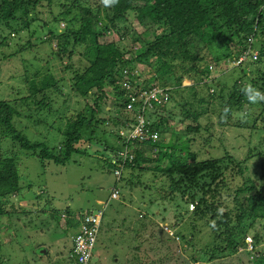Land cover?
<instances>
[{
  "label": "trees",
  "instance_id": "obj_1",
  "mask_svg": "<svg viewBox=\"0 0 264 264\" xmlns=\"http://www.w3.org/2000/svg\"><path fill=\"white\" fill-rule=\"evenodd\" d=\"M44 1L0 0V23L11 28V36L26 29L28 42L26 45L23 44L22 49L33 45L30 43L32 35L40 34V43L49 46L47 56L52 59L56 66L55 70L59 69L60 73L59 77L52 76L53 83L45 85H54V90L60 94L63 88L59 85V81L61 77L64 80V76L66 80L73 82L70 85L72 90L84 98H87L89 92L94 89L96 100L101 101L108 94L106 88H112L114 94L122 99L118 105L124 110L123 116L116 115L115 118L119 130L125 125L123 124L125 119L132 118L131 122L136 123L139 115H144L145 129L147 128L150 133L158 131L160 138L165 133L170 136L174 126L169 124V120L166 116H161L162 112H160V110H168V103L159 104L151 101L144 104L142 100H138L134 102L132 111L125 109L134 91L138 95L141 90L150 89L151 82L154 81L163 87H168L167 91L172 99L177 95L172 94V89H192L190 97H184L181 94L174 99H177L178 105H181L187 115H191L194 119H199V114L204 115L209 111L208 109L198 112L187 107L194 100L197 89H202L198 84L206 86L211 96H217L218 89H221L222 93L226 94V96L220 95L224 99L221 102L222 106L219 103L212 109L218 113V123L221 126L226 117L232 116L235 112L244 113L243 109L248 110L256 105L247 100L242 88L251 85L264 93V0H119L117 4L110 7H105L101 0H47L48 5L52 2L59 3L61 10L54 19L39 20L44 13ZM130 13L134 14L144 28V31L138 33L135 38L136 42L139 41L145 45V49L136 55L133 54V49L122 47L120 44V41L131 32H136L131 27L127 32L121 33L118 26L119 20L123 19L126 22L129 20ZM35 22L38 24L33 28ZM55 23L58 24L57 27ZM47 25L48 36L44 37V34L38 33V30ZM150 32L154 33L153 40L145 41L143 34ZM116 35L118 40L115 39ZM0 37L1 48L7 38L1 35ZM54 40L57 41L59 50L50 49L53 47ZM254 45H258L260 50L257 59L254 54L249 53V48H253ZM127 52H130L131 57L125 58ZM242 53L245 54L246 59L237 69L241 68L243 77L233 84L229 83L230 87L215 90L214 85H221V82L227 81L221 80L220 83L214 84L212 80H207L211 64H219L221 61L239 57ZM76 54L81 59L89 61V64L80 65L78 70H73L75 75L72 80L66 74L70 64H64L63 60L67 58L72 62ZM137 64L146 66L147 72L146 69L139 68ZM149 67L151 70L148 69ZM156 67L157 70H155ZM55 75L58 74L55 73ZM185 78L194 80V84L184 86ZM212 86L214 89L211 91ZM51 99V103L43 99L40 101L41 104L38 105L42 107L40 112H44L45 107L56 105V100ZM260 104L263 107L258 115H263L264 101ZM16 110L10 100H0V143L5 144L7 148L0 152V215L8 212L6 207L10 201H5L7 197L14 195L21 205L26 202L21 201V198L17 199L22 195L23 189L18 170L20 147L34 155L38 154L42 160L65 164L73 152L80 150L78 145L81 140H88L84 132L92 128L96 122H100V116L97 118L98 111L87 105L83 112H79L77 117L73 116V119L68 122L64 140L59 147H56L40 141L35 142L29 138L24 132L25 128L18 126L19 118L23 115ZM48 112L52 113L54 110L51 109ZM250 115L254 116L252 112ZM171 123H173L172 120ZM253 124L252 122L246 126L256 128L257 126L254 127ZM240 125L245 127L244 123ZM211 126L213 122L207 124V128ZM199 127L201 124L184 125V128L177 131L176 143L166 148H159L160 152L155 158L145 156L144 151L135 149L134 160L127 164L134 166L133 168L150 169L141 166L142 163L157 160L158 164L155 167L161 171L167 183V187L165 184L161 187V193H159L161 197H174L177 194L185 197L188 194L192 201L198 200L193 210L196 221L208 219L210 223H213L212 228L218 235L216 238L221 241H217V246L214 244L207 247L199 256H192V260L201 261L200 264H210L211 261L220 257V253L229 251L232 254L244 249L251 256L254 264H264V235L256 229L257 222L264 219V194L261 191L252 193L257 187V182L248 177L233 189V208L223 203L221 194L222 187L229 185L226 181L236 168L238 170L247 168L245 162L254 156L251 154L253 149H250L243 159H238L232 152L228 153L224 147L223 156L213 155V157L197 160L196 152L188 148V140L181 137L186 135L189 129H199ZM240 129L244 130V128ZM118 138L123 148L128 146L133 149L140 145L156 147L163 141H154L148 137L145 140L137 139L132 143L121 133L118 134ZM94 140H99L104 150L112 148L109 155L110 163L116 167L117 180H121L124 170L121 160L117 159L113 162L112 158L114 153L123 150L117 148L116 144L110 143L104 136ZM166 160L167 166L164 165ZM117 170L119 174L116 173ZM261 186L263 187V184ZM114 192L118 193L120 198L119 189L114 188L111 197ZM107 204L108 202L104 205V209H100L104 214ZM63 210L60 216L65 217L64 220L69 228L82 224L85 214H89L94 209L76 210L75 215H72L69 207ZM250 234H252L255 251L247 249L246 238Z\"/></svg>",
  "mask_w": 264,
  "mask_h": 264
},
{
  "label": "rangeland",
  "instance_id": "obj_2",
  "mask_svg": "<svg viewBox=\"0 0 264 264\" xmlns=\"http://www.w3.org/2000/svg\"><path fill=\"white\" fill-rule=\"evenodd\" d=\"M44 4V13L39 20L54 19L59 14L61 5L57 2L48 5L47 0ZM37 24L38 22H35L33 28L37 27ZM55 26L58 24L55 23ZM118 26L121 33L127 32L131 27L136 30L120 41L122 47L133 49L134 55L145 49V45L136 42L135 36L142 33L144 28L133 13L129 14L127 22L119 20ZM10 31L11 28L0 23V35L7 38L0 48V100H10L16 111L23 115L19 118L18 126L25 128L24 132L28 137L35 142L59 147L64 140L68 122L73 116L77 117L79 112H83L87 105L98 111L97 118L100 116V122H96L97 126L94 124L84 132L88 140H81L78 145L80 150L73 152L65 164L42 160L38 154L34 155L22 147L19 148L18 170L23 189L22 195L17 199L21 198V201L26 202L21 205L14 195L5 199L10 203L6 207L8 212L0 215V264H76L70 257V249L73 245L72 235L77 229L75 226L67 227L65 217L60 216L61 211L66 207L71 209L72 215L76 214V210L82 209L97 211L104 209L108 201L91 264H200L201 261H194L191 257L199 256L211 245L217 246V241L221 240L216 238L218 235L212 228L213 223L208 219L196 221L193 210L198 200L192 201L188 194L185 197L180 194L161 197V187L163 184L167 187V183L161 171L155 167L157 160L142 163L141 166L150 169L133 168L134 166L125 162L123 178L118 181L115 176L116 167L110 163L112 148L92 151L91 146L89 147L94 143V139L104 136L110 143L116 144L117 148L125 149L118 138L119 129L115 122L116 115H124L123 108L118 105L122 100L120 96H116L112 88L108 87L106 90L109 95L101 101L96 100L94 89L84 98L72 90L70 85L73 82L66 80L65 76L64 80L61 77L59 81L63 88L60 94L54 90V85H45L53 83L52 76L59 77L60 73L58 68L55 70L52 59L47 56L49 46L40 43V34L32 35L30 43L33 45L22 49L23 44L28 42L26 29L16 32L13 36ZM47 32L48 25L38 30L44 37L48 36ZM143 36L145 41L153 40L154 33H144ZM115 39L118 40L117 35ZM54 41L50 49L59 50L57 41ZM127 57H131L130 52L125 54V58ZM63 63L70 64L66 74L73 80V70H78L80 65L87 66L89 61L76 54L72 62L64 58ZM228 64L233 63L229 60L221 61L219 69H210L208 73V76H213L214 84L221 80L227 81L221 82L218 88L230 87L229 83L233 84L243 77L241 68L229 69ZM137 66L142 70L147 68L142 64ZM148 69L151 70L150 67ZM216 73L221 75V78L215 77ZM192 84L194 80L185 78L183 81L184 86ZM198 86L202 89H197L194 100L187 107L198 112L208 109L209 111L204 115L199 114V119L187 115L186 110H183L174 98L181 94L190 97L192 89H172V94L177 95L169 102L168 110L162 111L169 124L174 126L170 136L168 133L161 135L160 140L163 141L156 147L140 145L134 147V150L140 149L144 151L145 156L155 158L160 152L159 148L176 143L177 131L184 128V125L199 124V129H189L188 133L181 137L188 140V148L196 152L197 160L213 155L223 156L224 147L228 153L232 152L238 159H243L249 150L253 149L251 154L254 156L245 162L247 168H236L226 181L229 185L221 189L223 203L233 208V189L248 177L257 182V187L252 193L261 191L264 194V114L258 115L262 112L263 105L259 102L248 110L243 109L244 113L235 112L226 117L221 126L218 123V113L212 109L219 103L221 105L224 99L220 95L226 94L215 87V90L218 89L217 96H211L206 86ZM212 89L213 86L211 91ZM51 98L56 100V105L45 107L44 112H40V101L43 99L51 103ZM51 109L54 112L49 113ZM210 122H213V126L207 128ZM252 122L256 128L246 126ZM240 123H244L245 127ZM96 142L102 145L99 140ZM4 149H7L5 144L0 143V152ZM257 153L258 156H255ZM167 163L166 160L164 165L167 166ZM114 188L119 189L120 198L112 200L110 197ZM256 229L264 235V219L257 222ZM249 237L248 241L253 240L252 234ZM253 248L254 242L249 241L248 249ZM250 257L243 249L232 254L226 251L220 253V257L210 264H254Z\"/></svg>",
  "mask_w": 264,
  "mask_h": 264
},
{
  "label": "built area",
  "instance_id": "obj_3",
  "mask_svg": "<svg viewBox=\"0 0 264 264\" xmlns=\"http://www.w3.org/2000/svg\"><path fill=\"white\" fill-rule=\"evenodd\" d=\"M169 99V93L159 87H151L148 90H141L138 95L134 91L132 93L129 103L126 105L127 110L132 111L134 108V102L142 100L144 104L151 101H156L157 103H163ZM131 119L124 120L123 127L120 128L119 133L124 135V137L132 143L136 142L137 139L145 140L151 137L154 141L159 138V132L154 131L150 133L148 129L144 128L146 123L144 115H139L138 122H131ZM129 126V127H127ZM113 162L117 159L121 160L122 167L127 161H133L135 154L132 148L126 146L123 151L113 154ZM119 174V171H116ZM113 196H117V193H113ZM104 212L103 210L91 211L89 214H85L84 221L79 225L77 233L73 237L74 250L71 254L77 260V264H90L93 257V251L96 246L97 238L102 225Z\"/></svg>",
  "mask_w": 264,
  "mask_h": 264
},
{
  "label": "clouds",
  "instance_id": "obj_4",
  "mask_svg": "<svg viewBox=\"0 0 264 264\" xmlns=\"http://www.w3.org/2000/svg\"><path fill=\"white\" fill-rule=\"evenodd\" d=\"M99 1V0H98ZM101 2H102V4L105 6V7H110V6H113V5H115V4H117L118 2H119V0H101ZM258 46V45H257ZM257 46H253V48H249V53L250 54H254V56H255V59H257V57H258V55H259V47H257ZM246 59V56H245V54L243 55V53L242 54H240V56L239 57H234V58H232V59H230L229 61H231L233 64H228L229 65V69H232V68H238L239 67V65L244 61ZM219 67H220V65L219 64H211V66H210V69H219ZM213 70V71H214ZM213 76H210L209 75V77L207 78V80L208 81H211L210 79L212 78ZM215 77H218V78H221V75H218L217 73L215 74ZM189 79V78H188ZM214 80V78H212V81ZM221 82V81H220ZM219 82V83H220ZM217 83V82H216ZM215 83V84H216ZM151 84H152V86L153 87H159V88H162V89H165L166 91H167V89H169L168 87H163V86H161V85H159L156 81H154V82H151ZM215 87H219V85H214ZM243 92H244V94H245V96H246V98H247V100L250 102V103H253V104H255V103H259V102H261V101H264V93H261L259 90H257V89H255V88H253L251 85H246L244 88H242L241 89ZM168 92V91H167ZM172 100V97H170V94H169V99L167 100V101H164L162 104H165V103H168L169 104V102ZM161 104V103H160ZM163 110H160V112H162ZM161 116H164L163 114L161 115ZM123 122V121H122ZM158 140H160V134H159V138L156 140V141H158ZM92 145L93 146H95V147H98V148H101V147H104L103 146V144L101 145L100 143H97L96 142V140L94 141V143L92 142L90 145H89V147L91 146V149L93 148L92 147ZM101 149H103V148H101ZM94 150H96V149H94ZM92 151H93V149H92ZM132 151L134 152L135 150L132 148ZM134 154H135V152H134ZM156 157V156H155ZM135 158V157H134ZM113 159V158H112ZM134 160V159H133ZM128 162H132V161H127V163ZM125 168V165L123 166V169ZM114 193H116V192H114ZM116 198H118V193H117V196H113V194H112V197H110V199H116ZM109 202V201H108ZM78 227L79 226H76V229H77V231H78ZM77 233V232H76ZM75 233V234H76ZM74 234V235H75ZM74 235H72V240H73V237H74ZM247 238H250V237H247ZM247 238H246V241H247V249H248V244H249V241L252 243V240H247ZM97 240H98V238H97ZM97 243V242H96ZM73 250H74V242H73V245H72V248L70 249V257H72L71 256V254L73 253ZM244 250V249H243ZM251 251H255V248H253ZM94 252V251H93ZM93 255H94V253H93ZM74 260H75V262H76V264H77V260L74 258V257H72ZM93 258V257H92ZM91 261H92V259H91ZM91 264V263H90Z\"/></svg>",
  "mask_w": 264,
  "mask_h": 264
},
{
  "label": "water",
  "instance_id": "obj_5",
  "mask_svg": "<svg viewBox=\"0 0 264 264\" xmlns=\"http://www.w3.org/2000/svg\"><path fill=\"white\" fill-rule=\"evenodd\" d=\"M92 149H93V150H94V149L98 150V149H101V148H98V147L93 146Z\"/></svg>",
  "mask_w": 264,
  "mask_h": 264
}]
</instances>
